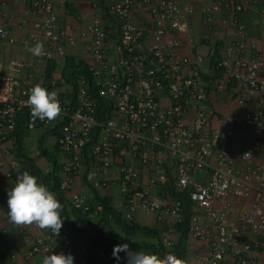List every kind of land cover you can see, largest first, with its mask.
<instances>
[{
	"label": "built area",
	"instance_id": "1",
	"mask_svg": "<svg viewBox=\"0 0 264 264\" xmlns=\"http://www.w3.org/2000/svg\"><path fill=\"white\" fill-rule=\"evenodd\" d=\"M8 1L1 0L0 10ZM248 3L259 4L260 0H212L206 11L209 19L214 13L228 14L230 17L224 23L235 28L240 36V40L224 48L217 66L225 75L232 69L229 79L242 84L243 99L264 91V57L255 45L245 41L247 29L242 15ZM137 4L151 6V25L136 20L133 10ZM29 9L44 16L35 25L34 33L18 38L0 27V39L24 48L41 44L42 51L37 56L41 61L66 59L68 50L78 42V32L60 28L50 0H30ZM108 12L117 25L114 35L104 27L101 15L80 34V38L89 40L86 49L93 62L87 65L89 75L78 76L75 107L74 87L63 78L61 83L69 91L64 93L65 97L56 95L61 112L55 121L64 123L57 137L59 151L65 156L62 192L71 194L76 210L90 211L86 198L71 190L87 160L95 170H119L120 192L126 196L130 210L128 219L137 208L157 213L161 204L142 188L141 171L128 159L146 168L153 165V183L162 187L170 184L167 166L172 165L177 189L187 190L193 207L207 212L214 222L217 236L210 243L209 264H222L228 247L235 252V264H250L254 254L264 249V172L259 168L240 170L230 162L226 143L234 132L226 119L220 120L218 126L211 124V99L202 77L204 56L197 54L192 59L175 53L181 46L179 36L189 31L185 14L175 0H117ZM11 64L14 73L0 75V167L9 163V177L16 181L22 175L20 161L13 157L8 162L7 158H12L19 116L28 115L30 133L39 125L47 126L49 121L32 117L25 102L34 85L49 91L51 88L48 89L47 78L35 80L27 66ZM50 85L56 87L57 81L52 79ZM93 87L97 96L91 91ZM101 106L111 113L109 117L103 119ZM246 124L264 135V111L250 110ZM5 145L8 147L4 148ZM251 157V152L246 151L242 159L249 162ZM117 159L122 161L120 165ZM203 171L209 174L205 183L195 179ZM251 195L252 201L233 220L228 201L249 199ZM217 202L223 204L218 211L214 209ZM174 205L167 211L179 216L180 203ZM196 219L192 217L190 234L205 241L206 232L196 223L193 225ZM247 230H251L252 238L243 243L241 236ZM69 242L65 239L66 244ZM165 244L171 247L172 242ZM114 247L90 245L84 249L81 263L115 264ZM40 253H51L44 238L35 241L28 256Z\"/></svg>",
	"mask_w": 264,
	"mask_h": 264
},
{
	"label": "crops",
	"instance_id": "2",
	"mask_svg": "<svg viewBox=\"0 0 264 264\" xmlns=\"http://www.w3.org/2000/svg\"><path fill=\"white\" fill-rule=\"evenodd\" d=\"M51 1L56 7L60 28L73 29L79 34L78 42L68 50L67 58H75L86 64L92 63V54L88 53L86 49L89 40L80 38V34L87 30L96 16L101 15L104 27L114 35L117 25L109 16L108 10L116 4L117 0ZM176 1L186 16L189 31L187 34L179 36L181 46L175 50V53L188 56L192 59H195L197 54L204 56L202 73L203 77L208 78L207 82H205L209 87L212 102L210 113L211 124L212 126H218L221 119H226L234 131V137L226 143L230 162L240 170L256 167L264 171V136L260 131L246 124L247 115L250 110L262 109L264 111V91L254 93L247 99H243L244 88L242 84L233 78L229 79L232 69L228 70L227 75L222 72L217 79L210 80L211 55L215 53L216 48L220 47V53H223L224 48L228 44L240 40L236 29L230 26V24L224 23V19H228L230 16L224 12H218L211 14L209 19L206 11L211 6L212 0ZM240 1L245 2L248 0ZM29 4L30 0H9L0 10V27L8 30L13 36L18 38L34 33L35 25L41 23L44 16L42 12L31 11ZM133 14L139 22L150 23L151 25L150 6H135ZM242 21L247 29L246 44L255 45L258 53L264 57V0H260L259 4L248 3L242 15ZM67 58L53 62L56 65V69L52 78L57 81V86L51 87V91L55 92L59 97H65L64 93L69 91V87L61 83ZM12 62H18L27 66L29 72L33 75L29 74V76L35 80L46 79L47 69L49 63H51L39 60L37 55L30 53L27 48L11 45L0 39V75L14 73ZM58 124L59 122L53 120L49 121L47 126L39 125L34 133L28 131L26 137L23 139V152L28 158L33 160L34 164L44 174L53 172L55 170L54 163L57 162L56 164L61 166L59 176L62 182L65 156L59 151L57 144L58 132L55 129L58 127ZM40 142H42L41 148L45 149L52 158V161L41 152ZM256 144H259V146ZM7 147V145L4 146V148ZM246 150L252 151L253 154L249 162H245L242 159L243 153ZM13 157L15 158L14 153H12V158L9 155L7 161L12 162ZM121 163L122 161L117 159V164L120 165ZM128 163L140 169L139 182L142 188L149 192L151 199L161 204L162 209L157 213H147L144 209L137 208L131 212V218L128 219L127 211L129 209L126 207V196L120 192L121 175L119 170L117 168L95 170L86 160L71 190L73 193L86 198L90 211L76 210L70 200V193L62 192V199L55 192L51 191L62 205L60 214L64 222L58 236H55L47 229L41 230L34 224L15 225L8 221L6 192L10 190L15 181L12 177H9V172L12 169L9 163L4 167H0V264H42V259L45 256L44 253L33 257L28 256V252L35 241L40 238L46 240L51 248V253L59 254L60 252H64L65 254H73L75 258L74 264H82L84 249L90 245L96 247L109 246L111 248V246L123 244L120 240L112 242L111 239L102 237L98 231L89 229L86 226L87 222H100L104 216L102 205L98 198L110 199L112 207L121 213L124 218L132 220L140 226L156 230L164 242L171 241L172 244L178 243L180 233L176 230V225L179 223L180 216L167 211L174 208V201L162 186L159 184L154 185L153 180L155 177L152 171L154 166L143 167L138 161L131 158L128 159ZM167 170L171 172L170 176L172 180L176 181V174L172 165L167 166ZM208 175V172L197 173L195 179L199 182H205ZM252 199L253 195L249 199L231 198L228 201L230 203L231 218L237 220L240 213L248 206ZM222 208L223 204L221 202L215 204L214 209L216 211ZM192 209V217L197 218L195 222L193 221V225L196 223L197 226L206 232L207 236L205 241H200L193 234L188 235L185 241L187 264H209L211 258L210 243L217 236L216 228L207 212L196 207ZM111 228L119 236L121 235L133 250L155 254H157L155 250H160L157 238L143 236L126 238L116 224L111 223ZM251 238V230H247L241 236L243 243H247ZM65 239L70 240L69 244L65 243ZM262 241L264 242V236L262 237ZM119 255L121 257L125 256L123 252ZM234 256V250L228 247L222 264H235ZM113 260L116 264L115 259ZM120 264H125L124 260H121ZM250 264H264V249L254 254V260Z\"/></svg>",
	"mask_w": 264,
	"mask_h": 264
},
{
	"label": "clouds",
	"instance_id": "3",
	"mask_svg": "<svg viewBox=\"0 0 264 264\" xmlns=\"http://www.w3.org/2000/svg\"><path fill=\"white\" fill-rule=\"evenodd\" d=\"M52 4L54 5L53 2ZM136 6L146 7L147 5L137 4ZM145 24L150 25V23H145ZM26 47L27 50L33 55L38 56L42 51V45L39 43L35 44L34 46L26 45ZM202 77H203V73H202ZM25 103L30 108L31 115L34 119L38 118L40 120L53 121L61 112L60 104L59 101L57 100L56 93L47 90L46 88H44L39 84L34 85L30 89L28 94V99L26 100ZM211 106H212V102H211ZM62 124L63 123H59L58 126L60 125L61 127ZM246 151H250V150H246ZM250 152L252 154V151ZM254 168L256 169V167ZM200 173H204V171ZM205 182H207V180ZM205 182H201V183H205ZM6 195H7V217L10 223L15 225L34 224L36 227H38L41 230L47 229L55 236L59 235L64 222V219L60 214L62 205L58 201L56 196L47 188V186H45L44 184L38 181V178L36 176L30 174L28 171H24L22 175L17 177L15 183L12 184L10 190H7ZM121 252L125 254L124 257H121L119 255ZM113 257L116 261V264H120L121 260H124L125 264H184V260L181 257L175 255L174 253H168L166 255L161 256L151 252L133 250L129 247L128 243L116 245L113 249ZM74 259L75 258L71 253H67V254H65L64 252H60L59 254L50 253L43 257L42 264H74Z\"/></svg>",
	"mask_w": 264,
	"mask_h": 264
},
{
	"label": "trees",
	"instance_id": "4",
	"mask_svg": "<svg viewBox=\"0 0 264 264\" xmlns=\"http://www.w3.org/2000/svg\"><path fill=\"white\" fill-rule=\"evenodd\" d=\"M73 11V10H72ZM71 11V12H72ZM221 58L220 53V47L216 48L215 53L213 56H211L212 59V66H211V79H217L221 74L222 70L218 68V60ZM56 69L55 63L51 62L49 63L48 69H47V82H48V89L51 88L50 82L53 79L52 75ZM80 75H89L88 72V66L85 62L80 61L75 58H67L66 67L63 73V79L64 81L72 85L74 87V102L73 106L76 105V91H77V80L78 76ZM203 80L207 82L208 78L203 77ZM94 96H97L95 94L96 89L93 87L91 89ZM101 108V113L103 119L106 117H109L111 113L108 111V109ZM64 124V123H63ZM62 124V125H63ZM60 125L55 129L57 132H59ZM28 133V115H21L19 116L16 129L14 132V156L17 160L20 161L21 165V171L22 173L24 171H28L30 174L36 176L38 178V181L45 186L50 191L55 192L57 195L60 196V198L63 199V193L60 188V176L59 172L61 171V166L54 163L55 170L49 174H44L33 162L32 159L28 158L27 155L24 154L23 150V139L26 137ZM42 142H40V150L41 152L52 161V158L49 156V154L45 151V149L41 148ZM167 193L170 194L172 197V200L174 202L180 203L179 208V216H180V222L176 225V230L178 233H180V240L178 243H174L171 247H166L165 242L159 234L156 232V230L140 226L137 223H135L132 220H127L123 217V215L119 212H117L111 205V200L107 198H98L100 201V204L102 205L103 209V218L98 223H91V222H84L86 223V226L89 229L98 231L102 237L111 239L112 242L122 241V243H127L121 235L114 231L111 228V223H114L117 225L120 232H122L126 238H132L136 236H143V237H150V238H157L159 240V248L160 250H155L158 255H165L168 253H174L175 255L181 257L184 260V264H187V254H186V248H185V241L189 235L190 227H191V219L193 216V204L190 200L189 192L187 190L179 191L175 185V181L170 178V184L168 187H163ZM134 245V244H133ZM152 248V247H151ZM153 249V248H152ZM160 251V252H159ZM159 252V253H158Z\"/></svg>",
	"mask_w": 264,
	"mask_h": 264
}]
</instances>
